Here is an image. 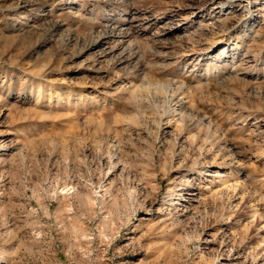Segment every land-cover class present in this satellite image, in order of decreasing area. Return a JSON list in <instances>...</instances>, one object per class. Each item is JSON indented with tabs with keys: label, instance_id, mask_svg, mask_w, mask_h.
<instances>
[{
	"label": "rangeland",
	"instance_id": "obj_1",
	"mask_svg": "<svg viewBox=\"0 0 264 264\" xmlns=\"http://www.w3.org/2000/svg\"><path fill=\"white\" fill-rule=\"evenodd\" d=\"M0 264H264V0H0Z\"/></svg>",
	"mask_w": 264,
	"mask_h": 264
}]
</instances>
